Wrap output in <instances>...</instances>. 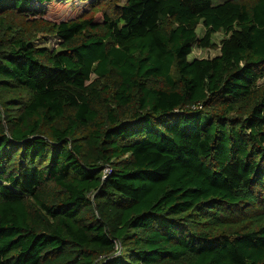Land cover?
Segmentation results:
<instances>
[{
    "label": "trees",
    "instance_id": "trees-1",
    "mask_svg": "<svg viewBox=\"0 0 264 264\" xmlns=\"http://www.w3.org/2000/svg\"><path fill=\"white\" fill-rule=\"evenodd\" d=\"M112 1L0 0V264H264V0Z\"/></svg>",
    "mask_w": 264,
    "mask_h": 264
},
{
    "label": "rangeland",
    "instance_id": "rangeland-1",
    "mask_svg": "<svg viewBox=\"0 0 264 264\" xmlns=\"http://www.w3.org/2000/svg\"><path fill=\"white\" fill-rule=\"evenodd\" d=\"M118 0H113L112 3H116ZM214 2H222L224 0H213ZM110 2V5L107 6V8H111L113 6ZM69 8H71L70 6H68L67 9V13L70 12ZM197 34L201 35L203 32V28L202 25L199 24L197 27ZM34 40L37 41L36 43H45L43 45L47 46L48 48H58V40L54 37V36H50L48 34L42 33V32H36L34 33ZM224 37V35L222 34V32H217L214 33L212 35V43L213 45L211 47H206V48H200L198 46H194L192 48V52L191 54L188 55V59H192V58H211L213 56H215L216 54L219 53V43L220 40ZM264 80V79H263Z\"/></svg>",
    "mask_w": 264,
    "mask_h": 264
}]
</instances>
